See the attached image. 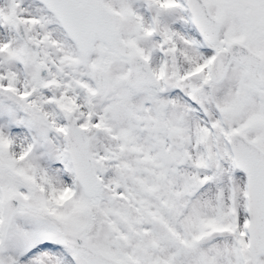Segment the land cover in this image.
<instances>
[{"label":"snow or ice","instance_id":"obj_1","mask_svg":"<svg viewBox=\"0 0 264 264\" xmlns=\"http://www.w3.org/2000/svg\"><path fill=\"white\" fill-rule=\"evenodd\" d=\"M0 264H264V0H0Z\"/></svg>","mask_w":264,"mask_h":264}]
</instances>
